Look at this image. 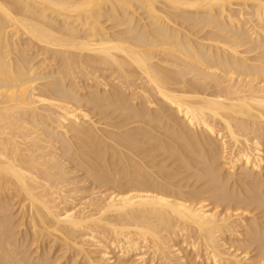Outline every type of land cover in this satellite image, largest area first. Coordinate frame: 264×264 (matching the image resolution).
<instances>
[{
	"label": "bare ground",
	"instance_id": "6f19581e",
	"mask_svg": "<svg viewBox=\"0 0 264 264\" xmlns=\"http://www.w3.org/2000/svg\"><path fill=\"white\" fill-rule=\"evenodd\" d=\"M0 264H264V0H0Z\"/></svg>",
	"mask_w": 264,
	"mask_h": 264
},
{
	"label": "rangeland",
	"instance_id": "374dc122",
	"mask_svg": "<svg viewBox=\"0 0 264 264\" xmlns=\"http://www.w3.org/2000/svg\"><path fill=\"white\" fill-rule=\"evenodd\" d=\"M85 80V79H84ZM95 118V117H94ZM80 178V177H79ZM88 191V190H87Z\"/></svg>",
	"mask_w": 264,
	"mask_h": 264
}]
</instances>
